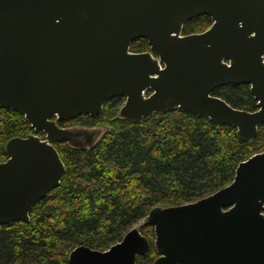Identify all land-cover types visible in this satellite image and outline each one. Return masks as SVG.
Here are the masks:
<instances>
[{"label": "water", "instance_id": "1", "mask_svg": "<svg viewBox=\"0 0 264 264\" xmlns=\"http://www.w3.org/2000/svg\"><path fill=\"white\" fill-rule=\"evenodd\" d=\"M199 16L211 26L182 35ZM137 39L149 50L131 52ZM227 85L249 86L257 110L212 94ZM117 97L115 117L132 124L178 110L252 141L264 125V0H0V109L33 130L4 145L0 226L28 223L60 185L66 169L54 143L90 150L107 131L58 123L93 118ZM142 225L154 230L151 264H264V151L240 162L227 186L154 207L108 249L75 247L69 264H138L150 251Z\"/></svg>", "mask_w": 264, "mask_h": 264}, {"label": "trees", "instance_id": "2", "mask_svg": "<svg viewBox=\"0 0 264 264\" xmlns=\"http://www.w3.org/2000/svg\"><path fill=\"white\" fill-rule=\"evenodd\" d=\"M211 23L208 16L196 17L182 35L200 33ZM148 50L144 39L130 45L134 53ZM212 94L234 108L257 110L247 85L222 86ZM122 104V97L113 98L93 118L58 123L105 125L107 131L90 150L54 143L65 165L63 179L34 206L28 223L0 226V264H69V253L80 245L104 251L152 208L191 203L218 191L231 183L240 162L264 151V125L252 141L243 142L234 128L178 110L132 124L115 117ZM29 133L33 130L21 114L0 109V162L7 158V140ZM140 233L150 251L137 263L151 264L157 257L153 227L142 225Z\"/></svg>", "mask_w": 264, "mask_h": 264}, {"label": "flooded vegetation", "instance_id": "3", "mask_svg": "<svg viewBox=\"0 0 264 264\" xmlns=\"http://www.w3.org/2000/svg\"><path fill=\"white\" fill-rule=\"evenodd\" d=\"M195 18H196V17H195ZM193 19H194V18H193ZM211 24H212V23H211ZM210 26H211V25H210ZM210 26H209V27H210ZM207 29H208V28H207ZM204 31H205V30H204ZM202 32H203V31H202ZM194 34H195V33H194ZM146 93H147V95H149V94L151 93V91L148 90ZM123 101H124V98H123ZM39 137H40V136H39ZM42 139H43V138H42Z\"/></svg>", "mask_w": 264, "mask_h": 264}, {"label": "rangeland", "instance_id": "4", "mask_svg": "<svg viewBox=\"0 0 264 264\" xmlns=\"http://www.w3.org/2000/svg\"><path fill=\"white\" fill-rule=\"evenodd\" d=\"M97 126H101V125H97ZM104 127V129L106 130L107 129V126L105 125H102ZM106 127V128H105ZM141 223V222H140ZM140 223L136 224L135 226H138Z\"/></svg>", "mask_w": 264, "mask_h": 264}]
</instances>
